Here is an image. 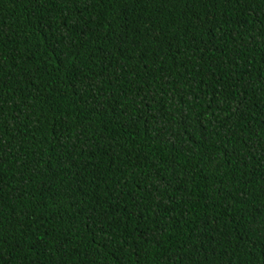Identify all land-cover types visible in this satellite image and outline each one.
I'll return each instance as SVG.
<instances>
[{
    "label": "trees",
    "instance_id": "16d2710c",
    "mask_svg": "<svg viewBox=\"0 0 264 264\" xmlns=\"http://www.w3.org/2000/svg\"><path fill=\"white\" fill-rule=\"evenodd\" d=\"M0 264H264V0H0Z\"/></svg>",
    "mask_w": 264,
    "mask_h": 264
}]
</instances>
